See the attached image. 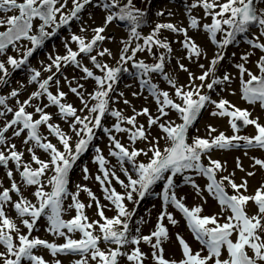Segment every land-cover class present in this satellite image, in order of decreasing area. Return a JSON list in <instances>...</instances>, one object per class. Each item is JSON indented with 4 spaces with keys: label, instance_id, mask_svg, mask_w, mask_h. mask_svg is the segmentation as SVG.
I'll use <instances>...</instances> for the list:
<instances>
[{
    "label": "snow or ice",
    "instance_id": "6c2138e0",
    "mask_svg": "<svg viewBox=\"0 0 264 264\" xmlns=\"http://www.w3.org/2000/svg\"><path fill=\"white\" fill-rule=\"evenodd\" d=\"M92 0H72L73 7L67 14H64L62 9L67 6V0L60 7V0H0V12L10 13L18 12V15H8L5 18H0V27H5V31H0V55L4 54L11 45L13 48L16 42L23 39L29 40L33 47L28 49L22 59H16L12 56L7 58V64L11 65L13 69H18L27 62V58L32 56L37 48L44 44V41L56 35V30L62 25H68L73 19H79V14L90 4ZM264 4V0H260ZM103 8L108 10L109 14L105 17L104 26L94 28V36L90 41L85 38L73 35L72 40L78 44V51H73L67 47V54L64 56H56L49 59L52 61L47 66L46 71L51 72L55 67L60 69L61 63L75 64L80 67V61L77 57L81 53L90 54L98 42L106 39L104 35L107 24L113 20L127 21L130 25V36L135 39H141V32L139 28L144 24L146 12L143 9L137 8L134 0H126V3L121 5L120 0H104ZM202 7L206 16L212 17L210 24H203L204 31L209 34L212 43L216 44L218 51L207 71L199 77H194L189 72L193 83L187 86H178L174 78L164 72L165 57L160 56L159 62L149 65L140 61L134 66L139 70L141 77H149L141 80V87H146L150 94L156 99L159 105L158 111L163 116H167L168 112L165 108L175 110L180 119L183 121L180 124L175 122L158 123L159 117L153 118L148 115L149 110L143 109L131 117L123 116L119 110H111L109 103L111 100L110 93L113 92L114 82L118 79V74L121 71L120 67L112 68L107 64H101L97 60V56H90L91 61L96 68L105 73L103 77L94 76L92 70L83 67L82 71L86 74L85 78H93L98 85V88L93 93H89L91 100L96 101L95 104H89L84 99L83 94L77 87H71L70 91L78 95L81 99L83 107L80 112L87 111L88 115H79L78 110L71 104L62 102L66 97L63 91H57L56 94L49 91V83L53 81V76L47 79L39 80L41 73L33 69V75L30 77V83L36 82L39 85V90L31 94L28 100L18 103V107L14 110L9 107L6 101L9 97L0 96V106H4L6 111H0V117H4L7 113H13V118L7 121L0 127V166L6 169V176L10 181V187H4L3 181L0 180V245H3L4 251H0V264H21V261L27 259L32 264H48L43 257L34 254L33 250L38 247L48 249L53 256L61 253H78L82 255V259L75 261V264H89L88 256L91 260H99V264H119V258L126 256L127 260L132 264H144L145 253L139 247H136L131 253L121 251L125 245H139L141 241L151 245L154 249L152 253L156 264H264V183L257 188L254 195H245L244 192L248 190V181L244 180L237 184L232 177L235 173L229 176H224L217 180V171L224 170V165L218 160H212L209 157V164L205 166L201 160L204 155L215 149H230L240 147L239 141H244L248 147H258L264 149V125L259 123V117L252 118V113L247 109H240L232 105L228 100L221 99L219 101L212 100L209 95L201 94L200 89L205 85L193 86L194 80L199 79L201 82L208 79L210 75L213 76L211 83L206 87L209 90H214L215 85H220L230 82L232 79L230 75L225 74L222 79L215 78V69L221 60L224 59L223 49L228 45L233 44L239 34L248 33L250 28L255 26L259 29V35L254 39H248L247 43L253 48L264 52V42H261V37H264V7L257 6V0H195L189 9ZM118 9V11H111ZM218 9V10H217ZM57 14H60V19L57 21ZM158 15H164L159 12ZM171 15V13H169ZM39 18L42 23L39 26L38 34L32 35L33 20ZM191 29H198L201 27L199 20L194 16H189ZM53 31H47V28L53 27ZM170 30L172 32L183 33L185 39L182 42V47L187 50V57L199 58L203 54V49L195 42V40L188 35V29L177 27L172 23L157 24L152 33L143 37L144 44L137 45L131 49L132 54L128 55L130 48V41H124V47L120 60L126 63L132 60L137 52L145 50L147 47L151 50L152 45H158L160 48L167 49L169 53L172 48L168 42L159 39L161 30ZM87 29L83 26L81 31ZM218 34L223 35V39L218 40ZM105 54L111 55L108 49H104L98 53L99 56ZM251 53L245 54L241 59L247 62ZM179 67L183 71H188L184 64L179 63ZM204 68V65H200ZM236 67L240 71L241 76V98L250 105H257L264 109V56H261L257 62L259 75L253 73L245 65L238 64ZM126 70V69H125ZM0 84H6L5 77L9 75L5 62L0 61ZM151 73H161L163 78L174 89V94L179 98L180 102H176L171 98L168 91H162L158 85L153 83L150 77ZM247 75L248 79H243ZM57 84L59 81H55ZM23 87V85H21ZM79 87H83L80 85ZM187 87L188 90H185ZM46 94L47 100L51 105L58 108L62 119L69 122L71 132L77 137L75 146H72V136L64 132L58 124H53V117L49 112L45 111V106H35L33 112L27 111V108L32 106L33 99L40 98ZM121 95H123L121 93ZM133 95H137L133 93ZM11 97H18L19 91L13 90ZM125 104L129 101L125 100ZM212 104L215 110L212 112L213 116L229 117L231 127L235 131H239L237 121L243 125H252L256 128L257 134L252 137L233 135L226 136L224 133L208 138L195 137L191 143L187 142V134L189 128L197 120L201 114V110L206 105ZM135 111V109H134ZM106 113L117 119V123L113 126L116 132H130L129 139L135 142L137 139L148 140L150 133H148L143 125L136 124V116L148 115V123L151 125H158L163 131L164 139L169 142V146L160 150L158 144L159 140L154 138L152 141V148L148 151L152 152L147 163L137 162L136 157L141 154L147 156L148 152L143 149L129 150L125 147L114 135H112V128H104L102 119ZM38 115V118H36ZM132 125L135 131L129 128L121 127V123L125 122ZM91 125V126H90ZM46 126L51 135H54L63 150L53 144L47 137H45L40 129ZM95 129H102L112 142L115 150L110 151V155L117 158L121 166V171L127 177V183L119 180L121 186L125 189L123 194L118 193L114 188H105V199L109 200L114 205L117 214L114 217L105 216L103 208L99 207V201L93 195L91 190L82 188L77 185L78 191L70 193L68 191L69 173L73 168L75 162L88 150L92 140L95 137ZM12 130V136L6 134ZM216 132V129L209 126V136ZM24 134L23 144L28 146L27 152L31 156V161H24L25 153L17 149L16 144L9 141L13 137H21ZM40 149L48 154V159H41L36 150ZM97 155L95 161L98 162L105 178L109 176V171L105 168L108 163L106 158L100 154V149L97 148ZM14 162L16 171L19 173L21 180L27 186H36L33 196L36 203H33L25 197L18 186L13 171L9 168V163ZM37 167H32V163ZM125 162H129L134 170L130 174L128 168L124 167ZM264 169V160L255 159L254 165ZM237 167L243 171L239 161ZM189 170L195 171L197 174L207 178L209 183L206 186L207 192L217 200L221 206V213L229 212L230 215L224 217V222H219V215L206 216L202 215V205L189 208L184 203V198H177L175 193V183L173 177L177 174L185 173ZM52 174L49 176L48 173ZM87 173L88 169L84 168ZM170 173V175H165ZM115 176V172L111 173ZM248 176H254V172H248ZM51 186V191L46 190V184ZM85 179L88 176L85 175ZM101 184L106 183V179L96 177ZM166 181V186L163 190V203L166 207L171 204L178 209L184 216L187 226L192 232L194 238L203 246L201 251L193 252L190 245L185 239L177 234V240L181 246L182 259L169 260L164 256L163 244L169 239L168 228L162 223L167 220L176 225L178 221L168 213L166 210L159 216V221L156 230L147 236H129L130 228L129 222L135 214V208L129 210L124 203L125 200L131 201L134 205L139 203L147 194L153 185L158 181ZM225 181L234 190V194L229 195L225 190ZM185 183L191 184L197 195H201L204 189L195 182L191 176H185ZM243 189V192L241 191ZM85 191L97 203L98 215L103 220L87 222L88 217L84 214L86 205L79 199V191ZM12 193H15L16 199L13 198ZM134 194L135 197L134 198ZM68 196H71L73 203L68 205L69 208L76 210V216L71 220H64L62 213L64 212L63 201ZM206 202V201H205ZM253 202L257 211L254 215H249L247 212V205ZM11 207L20 220V223L27 229V233H23L17 223L7 214L8 207ZM91 207V204L87 205ZM41 217H46L49 227L48 231L66 237V242L60 245L49 242L38 237H32L31 234L36 227L37 221ZM96 226L99 227L102 235L97 236L93 234ZM120 226V228H117ZM67 230L66 232L64 230ZM80 232L82 238L72 239L67 233ZM137 233L139 229H136ZM235 235V240L232 237ZM31 237V238H30ZM101 241L117 245L116 248H110L107 251L101 250L99 244ZM207 250V255H202L204 250ZM223 251L227 252V258L222 259ZM251 252V254H250ZM55 264H60L59 260Z\"/></svg>",
    "mask_w": 264,
    "mask_h": 264
},
{
    "label": "rangeland",
    "instance_id": "374dc122",
    "mask_svg": "<svg viewBox=\"0 0 264 264\" xmlns=\"http://www.w3.org/2000/svg\"><path fill=\"white\" fill-rule=\"evenodd\" d=\"M151 0H134V3L137 8L143 9L145 12L147 8L145 6L149 5ZM104 0H92V2L85 6L83 9L84 14L76 19L74 23H70L67 25V28H61L56 30V35L50 37L52 42L44 47V51L35 52L32 56L27 58V62L22 65L18 69H13L11 65L7 64V58L12 56L16 59H22L25 56V53L28 49L32 48L33 45L29 40H21L19 41L15 48H10L6 50V52L0 55V61L5 62V65L8 69L9 75L5 77L7 80L6 84H0V96L9 97L6 101L9 107H12L14 110L18 107L19 102H23L28 100L31 94L35 91L39 90V85L36 82L30 83V77L34 74L33 69L39 71L41 76L39 78L40 81L43 79H47L49 76H53V81L49 83V91L56 94L57 91H63L67 95L63 99L62 102L69 103L73 105L77 110L79 115H88L87 111L80 112L79 110L83 107L81 99L75 93L70 91L69 82L71 87H77L78 90L83 94L85 100L89 102V104H95L96 101L91 100L89 97V93H93L94 90L98 88L96 81L93 78H85L86 74L82 71L83 67H87L93 71L94 76L103 77L105 73L101 72L100 69L96 68L93 62L90 59V56H97V60L101 64H107L109 67L116 68L120 65L124 66L125 69L130 70L132 73L131 77H128L125 80H118L114 82V91L109 95L111 97L109 108L111 110H119L122 112L123 116L131 117L136 115L137 112H141L143 109L147 108L149 110L148 115H151L153 118L159 117L158 123H168L175 122V124H180L183 121L180 119L179 114L172 109L165 108V111L168 112L167 116H163L159 113L156 99L150 94L146 87H141V79H147L149 77H140L137 72H134V64L140 61L152 65L154 63L159 62V57H165V68L164 72L169 74L178 86H187L193 83L192 78L189 76V72L193 74L194 77H199L205 71L208 70L210 61L213 59L214 55L220 51L217 45L212 43L209 38V34L204 31L202 25L210 24L212 22L211 16H206L202 7L191 8V12L189 14V9L191 5L195 2V0H155L153 4V11L151 12L150 25L145 26L140 32L142 37L149 36L153 29L157 24L162 23H172L177 27L188 29V35L192 37L195 42L203 49V54L201 57L196 58L193 57L189 59L187 57V50L182 47V42L185 37L183 33L172 32L170 30H161L159 34V39L162 41L168 42L170 47L172 48V52L169 53L167 49L160 48L158 45H152L151 50L145 47L144 51L137 52L132 60H128L126 63L120 60V56L122 54V49L124 47V41H130V48L128 55H131V49L135 48L137 45H143V39H129L128 37V28L126 24H122L119 20H113L111 23L107 24L105 28V32L102 34L106 37L105 40L100 41L95 46L94 50L90 54H80L77 57L78 61H80V67H77L75 64H64L61 63V67L57 70L55 67L52 68L51 72L46 71L45 69L52 61L49 59V56L55 58L56 56H64L67 54V47L71 48L73 51H78V44L72 40L73 35H78L85 38L86 42L90 41L94 32L92 31L94 28L104 26L105 17L109 14L108 10L103 8ZM110 2V0H109ZM221 3L224 0H220ZM64 3V0H60V4ZM126 3V0H120V4ZM73 7L72 0H67V6L62 9L64 14H67L70 9ZM258 7H264V4H260ZM218 10V9H217ZM111 11L115 12L118 9H112ZM159 12H163L164 15H158ZM171 13V15H169ZM8 15H18V12L13 11L10 13L0 12V18H5ZM196 17L201 27L198 29H191L190 27V18L189 16ZM60 19V14H57V21ZM42 22L39 20H35L33 22V28L31 30L32 35H36L39 30V26ZM86 28V31H81V27ZM53 27L47 28V31H53ZM5 27H0V31H5ZM259 35V29L257 27L250 29L248 33L239 34L236 38V41L233 44L228 45L225 49H223L224 59L219 62L215 69V78L222 79L225 74L231 76V80L228 83L215 85L214 90H209L206 85L211 83L213 76L210 75L207 80L201 82L199 79L194 80L193 86L200 85L203 83L205 86L200 89L201 94H206L211 97L212 100L219 101L221 99L228 100L232 105L240 109H247L252 113V118L259 117V123L264 125V109H262L259 104L253 106L248 104L241 98V76L240 71L236 67L238 64H244L246 68H248L253 73L259 75V70L257 68V62L264 56V52L259 49L253 48L251 45L247 43L248 39H254ZM218 40L223 39L222 34H218ZM261 42H264V37H261ZM104 49H108L111 52V55L105 54L104 56H99L98 53L103 51ZM40 53V54H39ZM251 53L249 55L247 62L241 59L245 54ZM179 63L184 64V66L188 69V71H183L179 67ZM200 65H204V68H201ZM21 69V70H20ZM20 70V71H19ZM19 71V72H17ZM17 74H21L22 76H17ZM0 76H3V73L0 72ZM151 80L153 83L157 84L159 89L162 91H168L171 98L176 102H180L179 98H177L174 94V89L168 82L163 78V74L161 73H151ZM243 79H248L247 75L243 77ZM59 81L57 84L55 81ZM23 85V87H21ZM82 85L83 87H79ZM13 90L19 91L18 97H11L10 94ZM185 90H188L187 87ZM121 93L123 95H121ZM136 93L137 95H133ZM128 100L129 103L125 104L124 101ZM32 106L27 108V111L33 112L35 106H45V111L49 112L53 119L50 121L53 124H58L61 129L72 136V146H75L77 137L74 133L71 132L69 128V122H66L65 119H62L58 108L54 105H51L47 100L46 94L40 98L33 99L31 101ZM135 109V111H134ZM207 111L204 113L203 119L200 121L199 125L196 127L194 132L191 133L188 143H191L195 137L208 138L211 139L219 135L220 133H224L226 136L231 137L233 135L239 136H247L252 137L257 134V130L252 125H247V128L243 132L235 131L230 124L229 117H219L213 116L212 112L215 110V106L209 104ZM0 111H6L4 106H0ZM148 115H138L136 116V124L143 125L145 130L150 133L148 140L137 139L135 142L130 141L129 136L130 132H116L113 126L118 122L117 119L111 116L110 113H106L105 117L102 119V125L104 128H112V135L116 137L125 147H128L129 150L132 149H143L148 152V155L145 156L141 154L136 157L137 162L147 163L149 157L152 155V152L148 151L152 148V141L154 138L159 140V148L161 151L164 148L169 146V142L164 139L163 131L158 127V125L149 126L148 123ZM13 118V113H7L6 116L0 117V127H2L7 121H10ZM38 118V115L37 117ZM91 126V125H90ZM209 126L216 129V132L211 133L209 136ZM121 127L129 128L132 131H135L132 125H129L125 122L121 123ZM41 133L48 138L53 144L57 145V147L63 150L62 145L59 144L58 139L49 133V130L46 126H42L40 129ZM95 137L92 140L88 150L82 155L79 163L81 164L75 175L73 176L70 193H76L78 191L77 185H80L82 188H87L91 190L93 195L96 197L97 201H99V207L103 208L105 216L111 218L117 214V211L114 205L107 199H105L106 193L104 191L105 188L112 189L114 188L118 193L123 194L125 189L121 186L116 177H119V180H123L127 183V177L124 172L121 171V166L117 161V158L111 156L109 153L112 150H115L112 142L109 138V135L106 134L102 129H95ZM7 136H12V130L6 134ZM25 138L24 134L21 137H13L9 142L14 143L17 146V149L23 151L24 161H31V156L27 152L26 145L23 144V139ZM94 143V144H93ZM241 146L230 148L228 150H220L214 149L211 153H208L202 157V163L205 166L209 164V157L212 160H218L224 165V170L217 171L216 178L220 180L224 176H229L232 173L235 175L232 179L235 180L237 184H240L244 180L248 181V190L244 192L245 195H254L257 188L260 187L262 183H264V169H261L258 165L253 167L254 160L260 159L264 160V149L258 147H248L245 145L244 141L238 142ZM93 145V147H91ZM2 147V146H0ZM100 149V154H102L108 163L105 165V168L109 171V176L107 178L103 175V170H101L98 162L95 161V157L97 155L96 149ZM36 154L44 160L48 159V154L43 152V150L37 149ZM86 156L84 160L82 158ZM82 160V161H81ZM239 161L240 165L243 168V171L237 167V162ZM32 167H37L35 163H32ZM125 168H128L130 174H134V170L131 167L129 162H125ZM9 168L14 173V178L21 188V191L25 197L31 200L33 203H36V199L33 196V193L36 190V186H27L21 180L19 173L16 171L14 162L9 163ZM84 168L88 169V172H84ZM115 172V176H112L111 173ZM248 172H254V176H248ZM52 173L49 172L50 176ZM85 175L88 176V179H85ZM170 175V173L165 174ZM97 176H100L101 179H106V183L101 184L100 180H97ZM191 176L195 182L200 186L201 189H204L202 196L197 195L196 191L193 189L191 184L184 182L175 181V193L177 198H184V203L189 207H195L197 205H202L203 212L202 215L212 216L219 215V222H224V217L230 215L229 212L221 213V206L206 190V186L209 183L206 177L195 174L189 175ZM177 178V175L174 179ZM0 180L3 181L4 187H10V181L6 176V169L2 166L0 167ZM225 183V190L229 195L234 194V190L228 185L227 181ZM46 184V178H45ZM166 186V181L162 180L155 184L149 194H147L142 200H139V203L134 205L131 201L125 200L124 203L129 210L135 208V214L131 218L129 222V236H147L150 235L154 230H156L159 221V216L165 210L168 213H171L172 216L178 221L176 225H172L167 218H165L162 223L168 228L169 231V239L164 242V256L169 260H180L182 259L181 246L177 240V234L182 236L185 241L190 245L193 252L201 251L203 247L193 236L192 232L187 226L186 220L183 214L176 209L173 205L169 204L166 209L163 203V190ZM46 190L51 191V186L46 184ZM243 192V189L241 190ZM13 198L16 199L15 193H12ZM134 198L135 194H134ZM78 199L86 205L84 209V214L88 217L89 223L94 221H100L103 223V220L98 215V206L96 201H94L87 192L79 191ZM206 201V202H205ZM71 196H68L64 201V209L67 213L64 220H71L76 216V210L74 208H69L68 205L72 204ZM91 204V207H87V205ZM247 212L249 215H254L257 211V207L253 202H249L247 205ZM7 214L17 223V225L21 228L23 233H27V229L20 223L19 218L17 217V213L9 206L7 209ZM49 227V223L46 217H41L40 220L37 221L36 227L33 230L31 236L38 237L40 239L56 243L57 245L63 244L66 242V237H62L56 234L49 232L47 229ZM120 228V226H117ZM139 229L137 233L136 229ZM67 231L66 229L64 230ZM93 231L94 235L100 236L102 233L99 230V227L96 226L94 229H90ZM69 237L72 239H81L82 234L80 232L67 233ZM31 238V237H30ZM235 235L232 237L235 240ZM101 250L107 251L110 248H116L117 245L106 243L101 241L99 244ZM136 247H139L143 253H145L144 264H156V261L152 257V253L154 249L151 245L144 243L141 241L139 245L128 244L121 248V251L131 253ZM3 245H0V251H4ZM34 254L40 257H43L48 264H55L56 260L60 261V264H75V261L82 259V255L78 253H61L56 256H53L51 252L44 248L38 247L33 250ZM251 254V252H250ZM202 255H207V250L205 249L202 252ZM227 252L223 251L222 259L227 258ZM89 264H99V260H91L90 255L88 256ZM21 264H32L31 261L22 260ZM119 264H132V262L128 261L126 256H122L119 258Z\"/></svg>",
    "mask_w": 264,
    "mask_h": 264
},
{
    "label": "trees",
    "instance_id": "16d2710c",
    "mask_svg": "<svg viewBox=\"0 0 264 264\" xmlns=\"http://www.w3.org/2000/svg\"><path fill=\"white\" fill-rule=\"evenodd\" d=\"M154 1L155 0H151L150 2H149V5H147V6H145L146 8H147V11H146V16H145V18H144V20H145V22H144V24L141 26V28H139L138 29V31H141L145 26H147V25H150L151 23H150V18H151V12L153 11V4H154ZM125 4V3H124ZM259 4H261L260 3V1L258 0L257 1V5H259ZM121 5H123V4H121ZM141 8V7H140ZM124 23L126 24V26H127V28H128V32H129V34H130V28H131V25L127 22V21H124ZM150 23V24H149ZM254 28H255V26H253ZM253 27H251V28H253ZM250 28V29H251ZM130 38H132L131 36H130ZM141 39H143V37L141 38ZM134 72L136 73L137 72V74H138V72H139V70L137 69V68H135L134 69ZM139 75V74H138ZM140 76V75H139ZM141 77V76H140ZM142 78V77H141ZM192 172H195V171H192V170H189V171H187V172H185V173H182V174H177V176H178V179L177 180H174V183H175V181H179L180 183L181 182H184L185 181V176H189L190 175V173H192ZM159 182V181H158ZM157 182V183H158ZM156 183V184H157ZM154 186V185H153ZM152 186V187H153ZM151 191V190H150ZM63 214V213H62ZM24 260H26V259H24Z\"/></svg>",
    "mask_w": 264,
    "mask_h": 264
},
{
    "label": "water",
    "instance_id": "95a60500",
    "mask_svg": "<svg viewBox=\"0 0 264 264\" xmlns=\"http://www.w3.org/2000/svg\"><path fill=\"white\" fill-rule=\"evenodd\" d=\"M65 25H62L60 28L64 27ZM59 28V29H60ZM58 30V29H57ZM23 39V38H22ZM99 43V42H98ZM11 46V45H10ZM124 75V71H123V68H121V71L120 73L118 74V79ZM205 112V108L201 110V114L200 116L197 118V120L193 123V125L189 128L188 130V134H187V141H188V137H189V134L190 132L198 125V123L200 122L202 116H203V113ZM237 124L239 126V131H244L246 128H247V125H243L242 122L240 121H237ZM70 174V173H69Z\"/></svg>",
    "mask_w": 264,
    "mask_h": 264
},
{
    "label": "flooded vegetation",
    "instance_id": "af4514ba",
    "mask_svg": "<svg viewBox=\"0 0 264 264\" xmlns=\"http://www.w3.org/2000/svg\"><path fill=\"white\" fill-rule=\"evenodd\" d=\"M83 14H84V12H83V10H82V12L79 14V16H81V15H83ZM47 44H48V43L45 42L41 47L37 48L36 51H35V55H36L37 52L43 51V50H44V47H45Z\"/></svg>",
    "mask_w": 264,
    "mask_h": 264
},
{
    "label": "bare ground",
    "instance_id": "6f19581e",
    "mask_svg": "<svg viewBox=\"0 0 264 264\" xmlns=\"http://www.w3.org/2000/svg\"><path fill=\"white\" fill-rule=\"evenodd\" d=\"M18 76H22L21 74H17V76L16 77H18ZM9 137H11L10 135H8Z\"/></svg>",
    "mask_w": 264,
    "mask_h": 264
}]
</instances>
